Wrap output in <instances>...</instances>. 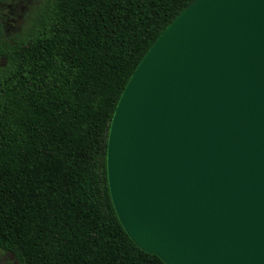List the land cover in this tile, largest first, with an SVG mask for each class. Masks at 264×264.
Here are the masks:
<instances>
[{
    "label": "water",
    "instance_id": "obj_1",
    "mask_svg": "<svg viewBox=\"0 0 264 264\" xmlns=\"http://www.w3.org/2000/svg\"><path fill=\"white\" fill-rule=\"evenodd\" d=\"M115 216L164 264H264V0H190L108 123Z\"/></svg>",
    "mask_w": 264,
    "mask_h": 264
},
{
    "label": "trees",
    "instance_id": "obj_2",
    "mask_svg": "<svg viewBox=\"0 0 264 264\" xmlns=\"http://www.w3.org/2000/svg\"><path fill=\"white\" fill-rule=\"evenodd\" d=\"M190 0H41L0 29V251L15 264H164L117 220L108 123L136 63Z\"/></svg>",
    "mask_w": 264,
    "mask_h": 264
},
{
    "label": "rangeland",
    "instance_id": "obj_3",
    "mask_svg": "<svg viewBox=\"0 0 264 264\" xmlns=\"http://www.w3.org/2000/svg\"><path fill=\"white\" fill-rule=\"evenodd\" d=\"M41 0H0V29L5 39L17 35ZM1 62V60H0ZM0 264H15L11 255L0 251Z\"/></svg>",
    "mask_w": 264,
    "mask_h": 264
}]
</instances>
